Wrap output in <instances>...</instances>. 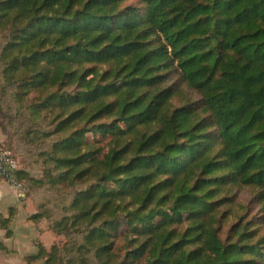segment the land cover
Listing matches in <instances>:
<instances>
[{
    "label": "trees",
    "instance_id": "16d2710c",
    "mask_svg": "<svg viewBox=\"0 0 264 264\" xmlns=\"http://www.w3.org/2000/svg\"><path fill=\"white\" fill-rule=\"evenodd\" d=\"M0 41L53 181L85 184L66 264H264V0H0Z\"/></svg>",
    "mask_w": 264,
    "mask_h": 264
},
{
    "label": "rangeland",
    "instance_id": "374dc122",
    "mask_svg": "<svg viewBox=\"0 0 264 264\" xmlns=\"http://www.w3.org/2000/svg\"><path fill=\"white\" fill-rule=\"evenodd\" d=\"M9 91L10 89H3L0 78V150L10 152L18 161V168L25 170L33 180H39L36 183L27 179H23V183L18 180L21 184L18 191L25 194L24 203L21 204L27 211V219L41 224L39 233L42 240L38 239L37 243L39 245L42 243L47 252L51 251L52 245L55 246L50 262L46 263V257H42L41 264H66L63 259L77 256L75 248L81 241V235L70 232L67 226L60 229L54 225L61 216L72 213L71 199L78 190L85 187V184L71 186L53 181L59 174V170L52 165L49 153L54 140L58 137L51 130L53 125L45 118L33 119L32 116H28L25 106L15 101ZM0 180L9 184L6 180L1 178ZM233 190L236 202L249 203L251 192L247 187L239 189L234 187ZM36 212L41 213L42 217L37 220L30 219L29 216ZM6 215H9V212H6ZM12 215L14 213L11 211L10 216ZM37 249L38 245L36 251Z\"/></svg>",
    "mask_w": 264,
    "mask_h": 264
},
{
    "label": "crops",
    "instance_id": "0c3cea01",
    "mask_svg": "<svg viewBox=\"0 0 264 264\" xmlns=\"http://www.w3.org/2000/svg\"><path fill=\"white\" fill-rule=\"evenodd\" d=\"M24 196V193L0 180V213L3 217H9L6 215L9 207H12L11 211L14 213L10 221H4L0 217V264L42 263L41 258L32 257L36 253L37 240H42L39 233L41 224L27 219V211L21 204L24 203Z\"/></svg>",
    "mask_w": 264,
    "mask_h": 264
},
{
    "label": "built area",
    "instance_id": "2783aa9c",
    "mask_svg": "<svg viewBox=\"0 0 264 264\" xmlns=\"http://www.w3.org/2000/svg\"><path fill=\"white\" fill-rule=\"evenodd\" d=\"M18 169V161L10 152L0 150V178L6 180L12 188L21 189L20 181L15 178Z\"/></svg>",
    "mask_w": 264,
    "mask_h": 264
}]
</instances>
